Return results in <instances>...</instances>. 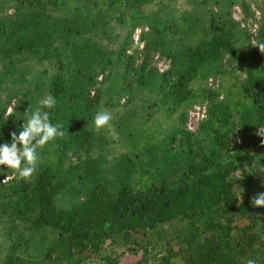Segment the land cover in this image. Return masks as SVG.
I'll list each match as a JSON object with an SVG mask.
<instances>
[{"label":"trees","instance_id":"obj_1","mask_svg":"<svg viewBox=\"0 0 264 264\" xmlns=\"http://www.w3.org/2000/svg\"><path fill=\"white\" fill-rule=\"evenodd\" d=\"M260 45L264 0H0V143L49 93L65 131L0 176V264H264Z\"/></svg>","mask_w":264,"mask_h":264},{"label":"clouds","instance_id":"obj_2","mask_svg":"<svg viewBox=\"0 0 264 264\" xmlns=\"http://www.w3.org/2000/svg\"><path fill=\"white\" fill-rule=\"evenodd\" d=\"M56 105V97L49 93L39 102V107L35 110H30L29 106L23 112V116L18 119L23 121L19 125V131L10 133V142L0 143V166H6L7 170L18 173L22 179H31L38 170V149L65 136L62 125L54 123L52 119ZM12 112L13 109L10 108L8 114L11 116ZM113 119L112 112L97 111L92 118V124L98 132L105 129L112 132ZM3 139V133L0 132V140ZM0 176H5L4 180L8 179L5 167H0ZM251 203L257 208L264 207V192L259 193ZM249 264L253 262L250 261Z\"/></svg>","mask_w":264,"mask_h":264},{"label":"rangeland","instance_id":"obj_3","mask_svg":"<svg viewBox=\"0 0 264 264\" xmlns=\"http://www.w3.org/2000/svg\"><path fill=\"white\" fill-rule=\"evenodd\" d=\"M234 16L237 18V20H241L243 18V15L241 14V12L239 11L238 8L235 9ZM258 16H260V12H259V15ZM252 33H253V35H255L254 30L252 31ZM157 67L160 70L163 71L168 66H167V64L165 62L161 61V62H159L157 64ZM216 83H218V82H216ZM216 83L213 82V79L210 80V86H214L215 87L216 86ZM200 109H201L200 107H196L195 110H193V111L191 110L189 112V122H188V128L189 129L190 128H193V130H196L197 127H198L199 122L202 119H204V118L201 117L202 114H203V112L201 113ZM201 110L205 111V109H201ZM9 178H11V177H8V179L4 180V182L7 181V180H9ZM140 258H141V254L140 255H133V254H128L127 253L126 255H124V257H122L120 259V264H136L140 260Z\"/></svg>","mask_w":264,"mask_h":264},{"label":"built area","instance_id":"obj_4","mask_svg":"<svg viewBox=\"0 0 264 264\" xmlns=\"http://www.w3.org/2000/svg\"><path fill=\"white\" fill-rule=\"evenodd\" d=\"M141 32H142L141 29L136 30L133 38H134L135 45L139 46L142 49L143 48V45H144V42L141 39ZM200 111H201V113L203 112V114H202L201 117L202 118H205V111H203L201 109H200ZM190 130H193V128H190Z\"/></svg>","mask_w":264,"mask_h":264}]
</instances>
